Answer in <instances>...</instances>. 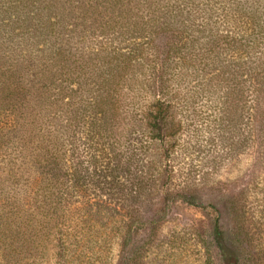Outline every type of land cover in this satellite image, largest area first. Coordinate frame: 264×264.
Returning <instances> with one entry per match:
<instances>
[{
	"label": "rangeland",
	"instance_id": "obj_1",
	"mask_svg": "<svg viewBox=\"0 0 264 264\" xmlns=\"http://www.w3.org/2000/svg\"><path fill=\"white\" fill-rule=\"evenodd\" d=\"M12 66L49 101L29 97L26 117L5 140L3 125L18 110L0 104V210L6 172L31 166L20 144L48 139L56 127L67 145L63 115L75 102L84 116L73 138L78 155H66L70 223L103 230L92 228L108 223L94 214L101 207L130 209L144 226L124 248L118 239L77 243L102 254L83 252L74 263L223 264L221 237L238 264H264V0H0V72ZM49 73L54 83L45 91L40 78ZM108 90L117 99L119 141L89 122L90 101ZM59 93L66 99L53 105ZM159 100L169 105L171 135L148 144L145 118ZM133 147L144 168L157 160L167 177L138 201L113 171L114 152L128 158ZM20 245L0 235V264H53Z\"/></svg>",
	"mask_w": 264,
	"mask_h": 264
},
{
	"label": "trees",
	"instance_id": "obj_2",
	"mask_svg": "<svg viewBox=\"0 0 264 264\" xmlns=\"http://www.w3.org/2000/svg\"><path fill=\"white\" fill-rule=\"evenodd\" d=\"M60 67L65 69L69 66L63 64ZM53 76L54 74L50 73L46 77L41 76L40 80L44 84L45 91H47L48 84L54 83ZM107 86L109 87V84ZM31 94V90L27 88L22 79L20 68L12 66L7 71L0 72V104L5 110H13L16 107L18 110L11 113L10 125H3L2 130L5 129L6 132L2 134V139L9 138L11 130L18 125L19 119L26 117L24 106L30 102L29 97L36 98L37 101H49L43 95L44 92ZM65 99L66 95L59 93L56 98L52 99L53 105H60V103H64ZM66 105H70L71 108L65 110L63 115L66 123L64 134L69 138V143L67 145L59 143L56 134L59 130L56 127L45 140L42 137L29 141L25 137V141L20 144L19 153L22 154L24 150H30L32 153L29 161L31 166L28 171L26 169L20 173L13 170L7 171L2 182L5 199L0 210V222L3 223L0 235L17 238L21 242L20 248L34 252L38 260L50 256L54 259L53 264H78L74 263L72 258L83 252L92 255L102 254V250L99 248L78 246L79 242L87 245L99 241L109 243L118 239L124 248L129 236L137 233L144 226L139 215L130 217V209L119 208L118 211L114 210L108 214L107 209L101 207H97L94 214H104L103 218L108 219V223L94 224L92 228L101 226L104 228L103 230L96 228L84 231L79 224L70 223L67 211L69 199L66 155L68 153L78 155L77 152H74L76 147L73 138L77 135V125L82 120L84 113L75 107V102L68 103L67 101ZM89 105H91L90 124L99 128L106 138L119 141L122 131H120L121 121L119 120L116 97L108 90L106 93L95 96ZM153 108L145 118L148 144L164 140L171 135L170 127L172 125L167 121L169 105L161 103L159 100L153 105ZM56 114L57 112H53V117ZM135 150L137 149L134 147L130 150L132 152L128 158H124L120 152H114L113 171L116 173L118 186L125 185L130 198L138 201L144 191L158 192L164 186L167 177H163L162 173L165 170H161L157 160L147 161L144 168L143 161L136 158ZM23 162L26 164L24 160ZM78 164V162L75 164L72 173L75 184H79L81 179L82 169ZM126 173L129 174L127 183L123 179ZM175 197L186 200L179 192L175 194ZM132 210L137 212V209ZM159 210L156 214H159ZM92 213L86 212V217L90 219ZM135 224L140 226L137 227ZM91 232H94L95 235L93 236ZM217 235L222 236L221 233H217ZM216 240L223 264H238L239 258L236 251L221 237Z\"/></svg>",
	"mask_w": 264,
	"mask_h": 264
}]
</instances>
